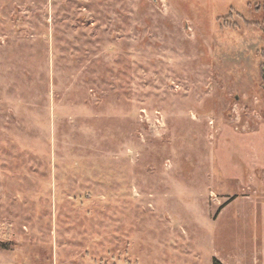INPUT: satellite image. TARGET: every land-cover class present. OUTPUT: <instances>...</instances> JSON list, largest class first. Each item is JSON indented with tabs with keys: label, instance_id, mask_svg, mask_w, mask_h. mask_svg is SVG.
<instances>
[{
	"label": "rangeland",
	"instance_id": "1",
	"mask_svg": "<svg viewBox=\"0 0 264 264\" xmlns=\"http://www.w3.org/2000/svg\"><path fill=\"white\" fill-rule=\"evenodd\" d=\"M149 255L264 264V0H0V264Z\"/></svg>",
	"mask_w": 264,
	"mask_h": 264
},
{
	"label": "crops",
	"instance_id": "2",
	"mask_svg": "<svg viewBox=\"0 0 264 264\" xmlns=\"http://www.w3.org/2000/svg\"><path fill=\"white\" fill-rule=\"evenodd\" d=\"M158 260H159V258L156 261L158 262ZM137 264H167V263L165 261H161V260L158 263L153 262V259H151L150 255H149L148 258L144 257L143 259L139 260V263H137Z\"/></svg>",
	"mask_w": 264,
	"mask_h": 264
},
{
	"label": "trees",
	"instance_id": "3",
	"mask_svg": "<svg viewBox=\"0 0 264 264\" xmlns=\"http://www.w3.org/2000/svg\"><path fill=\"white\" fill-rule=\"evenodd\" d=\"M213 264H222L219 260H217V259H214V262H213Z\"/></svg>",
	"mask_w": 264,
	"mask_h": 264
}]
</instances>
